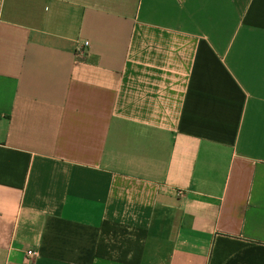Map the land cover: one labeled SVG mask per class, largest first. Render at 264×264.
Masks as SVG:
<instances>
[{"label":"crops","instance_id":"1","mask_svg":"<svg viewBox=\"0 0 264 264\" xmlns=\"http://www.w3.org/2000/svg\"><path fill=\"white\" fill-rule=\"evenodd\" d=\"M0 264H264V0H0Z\"/></svg>","mask_w":264,"mask_h":264},{"label":"built area","instance_id":"2","mask_svg":"<svg viewBox=\"0 0 264 264\" xmlns=\"http://www.w3.org/2000/svg\"><path fill=\"white\" fill-rule=\"evenodd\" d=\"M84 46H87V43H84ZM34 255L32 252H27V256H32Z\"/></svg>","mask_w":264,"mask_h":264}]
</instances>
